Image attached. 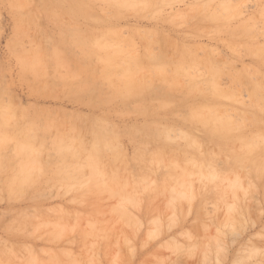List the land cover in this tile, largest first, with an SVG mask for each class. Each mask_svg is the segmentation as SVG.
Masks as SVG:
<instances>
[{"label":"rangeland","instance_id":"374dc122","mask_svg":"<svg viewBox=\"0 0 264 264\" xmlns=\"http://www.w3.org/2000/svg\"><path fill=\"white\" fill-rule=\"evenodd\" d=\"M263 53L264 0H0V264H264Z\"/></svg>","mask_w":264,"mask_h":264},{"label":"bare ground","instance_id":"6f19581e","mask_svg":"<svg viewBox=\"0 0 264 264\" xmlns=\"http://www.w3.org/2000/svg\"><path fill=\"white\" fill-rule=\"evenodd\" d=\"M108 1V0H107ZM113 1H116V0H113ZM127 2V1H126ZM128 5V4H127ZM97 46V44H96ZM100 46V44H99ZM97 50H98V46L95 47ZM85 49V48H84ZM91 49V48H90ZM95 49V50H96ZM105 51V55L103 57L102 55V71L100 73V78L103 82H105L107 85H109L115 92L117 93H122L123 97H130L134 94H136V91H137V88L140 89L141 86H136V84L133 82V76L132 74L133 73H136L135 71H137V67L135 66V64H129V63H126L124 61H122L121 57L120 56V52L118 50H114L112 52H108L107 49L104 50ZM261 53V52H260ZM264 54V53H263ZM85 55V54H84ZM91 55V54H90ZM261 56H264V55H261ZM154 57V56H153ZM156 57V56H155ZM154 57V58H155ZM157 61V59H155ZM154 60V61H155ZM138 63V62H136ZM193 63V62H192ZM263 64V62H262ZM153 66V65H152ZM175 67V66H174ZM174 67L171 68V70L173 69L174 70ZM165 69V68H164ZM169 69V68H168ZM181 69V68H180ZM167 70V69H166ZM165 70V72H166ZM140 71V70H139ZM169 71V70H168ZM176 71H179V70H175ZM173 72V71H172ZM139 73V72H138ZM160 73V72H159ZM177 73V72H176ZM163 74V73H162ZM161 73H160V76H163ZM178 74L180 75L181 73L178 72ZM178 74H175L178 76ZM186 74H189L188 72ZM139 75V74H138ZM138 75H134V76H138ZM159 75V74H158ZM170 75V74H169ZM168 75V77H169ZM174 75V76H175ZM166 78L168 79L167 77V74H165ZM164 77V76H163ZM165 78V80H167ZM173 78V77H172ZM178 81V80H177ZM167 82L171 83V84H176L174 83L175 80L174 79H170L168 80ZM145 83L144 81L142 82V84ZM166 83V81H165ZM135 85V86H134ZM172 86V85H171ZM176 86V85H175ZM174 86V87H175ZM215 87V86H213ZM257 87V86H256ZM254 87V90L255 88ZM111 89V90H112ZM171 89V88H170ZM253 91V90H252ZM256 92L258 91V89L256 88L255 90ZM254 91V92H255ZM255 92V93H256ZM220 91L215 88V95H220ZM255 93H254V96H255ZM258 93V92H257ZM256 93V94H257ZM111 94V93H110ZM114 95V94H113ZM257 97V96H256ZM110 98V97H109ZM161 106H164V105H161ZM201 109H204V108H201ZM211 111V112H210ZM214 111V112H213ZM202 112H205L203 110H197L194 114H192V117L191 118H194L196 117V120L198 122L201 123L202 126H209V127H215V128H218L219 132H220V129H222L223 132H220L218 137L220 140H223L226 145L230 144L231 143V137H230V133H229V130L232 129V127H234V124H229L228 123H225L227 120H225L223 118V116L221 115V113L218 111V110H212V109H208L207 110V113L205 115H203ZM209 113H215L216 115H214L215 117H211L210 115L212 114H208ZM192 120V119H191ZM225 122H224V121ZM211 126H210V125ZM208 127V129H209ZM257 127V126H256ZM207 129V128H206ZM214 130V129H212ZM215 131V130H214ZM213 131V132H214ZM212 132V133H213ZM215 133H218L215 131ZM214 134V133H213ZM217 135V134H216ZM239 140V139H237ZM186 142H188L190 145H194L192 141H189V140H186ZM247 143V142H246ZM245 143V144H246ZM251 145V144H250ZM252 146V145H251ZM251 146H249V144L247 145V149L248 151L251 150ZM24 149L26 150H29L28 147H24ZM232 158L234 159L233 162L235 163H240V164H251L253 169H254V172H259V170L261 169V167L264 165V160H261V162H256V161H252V160H249L247 158H244V157H241V156H238V155H234L232 156ZM24 178V177H23ZM176 192V190H175ZM177 193V192H176ZM126 198H128L126 196Z\"/></svg>","mask_w":264,"mask_h":264}]
</instances>
